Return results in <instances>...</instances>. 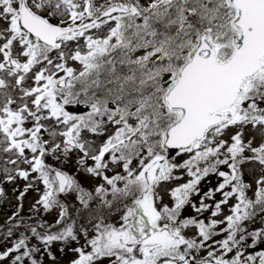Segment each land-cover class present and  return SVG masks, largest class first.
Instances as JSON below:
<instances>
[{
  "label": "snow or ice",
  "instance_id": "1",
  "mask_svg": "<svg viewBox=\"0 0 264 264\" xmlns=\"http://www.w3.org/2000/svg\"><path fill=\"white\" fill-rule=\"evenodd\" d=\"M3 203L0 264H264V0H0Z\"/></svg>",
  "mask_w": 264,
  "mask_h": 264
},
{
  "label": "rangeland",
  "instance_id": "2",
  "mask_svg": "<svg viewBox=\"0 0 264 264\" xmlns=\"http://www.w3.org/2000/svg\"><path fill=\"white\" fill-rule=\"evenodd\" d=\"M70 171H74L75 170V165H74V162L73 163H70L69 165L66 166ZM81 179H83V177H81ZM6 188H7V191H8V194H9V197L12 196V185H6ZM35 193L34 192H30L26 199H25V208H24V211L25 213H27V210H28V207L30 205V203L33 201V199L35 198ZM9 207V205L7 203H3V204H0V223L3 222L4 218H5V210ZM258 226V225H257ZM250 242V241H249ZM261 250H264V244H258L256 246L255 249H249V251H261ZM58 255V258L61 259L62 261L67 262L69 256L68 255H63L61 256L59 253L57 254ZM70 255V254H69Z\"/></svg>",
  "mask_w": 264,
  "mask_h": 264
}]
</instances>
